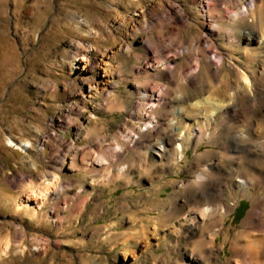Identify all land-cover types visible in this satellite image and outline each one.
<instances>
[{
	"label": "rangeland",
	"instance_id": "374dc122",
	"mask_svg": "<svg viewBox=\"0 0 264 264\" xmlns=\"http://www.w3.org/2000/svg\"><path fill=\"white\" fill-rule=\"evenodd\" d=\"M208 1L0 0V237L12 240L0 264H85L88 257L104 258L99 264H178L182 257L188 262L193 259L186 253V247L195 248L186 238V226L171 233L161 246L154 237L147 247V241H139L132 233L159 210L169 211L171 200H182V186L185 193L190 183L191 188L201 189L199 169L224 151L236 131L228 133L227 121L219 119L213 128L220 127L214 143L207 138L196 147L198 138L193 137L186 141L187 153L179 160L171 137L166 136L167 149L160 154L163 130H171L168 124L177 110L161 102L155 115L162 130L146 137L148 86L150 92L163 88L169 102L172 88L183 83L189 87L187 76L199 62L200 69L194 71L199 79L196 87L206 93L212 86L207 71L215 74V66L205 67L210 60L217 61V54L225 58V65L214 76L213 90H228L231 95L240 89V63H247L245 42L240 45L236 38H229L223 26L221 34L215 32ZM226 3L238 6L252 0ZM160 16L162 25L158 24ZM76 17L87 21L78 27ZM230 19L229 15L226 21ZM261 21L246 12L236 28ZM212 30L215 33L209 37ZM200 40L204 50L210 44L214 47L208 52L196 49ZM180 51L181 57L176 55ZM233 53L235 59H231ZM160 57L172 65L158 66ZM169 66L176 69L175 84L167 75ZM253 68L255 85H260L261 68L258 64ZM185 117L188 123L197 118L187 113ZM128 132L135 140L129 139ZM101 155L108 159L104 164L97 160ZM208 157L212 159L206 161ZM108 168L114 170L112 177H108ZM122 168L125 174L119 176ZM55 175L60 177L59 188L65 187L72 201L63 195L41 204L29 195ZM248 193L247 189L236 191L237 209L226 219L217 217V229L225 223L228 234L218 236L213 264L243 259L231 250V241L241 235L253 208ZM226 198L235 203L233 194ZM27 199L29 207L19 209L18 202ZM202 204L220 207L222 201ZM37 207H41L37 215L28 210ZM209 219L204 218V226ZM128 238L136 256L125 257L127 246L115 248V240L120 244ZM42 243L49 244L48 251L41 248Z\"/></svg>",
	"mask_w": 264,
	"mask_h": 264
},
{
	"label": "bare ground",
	"instance_id": "6f19581e",
	"mask_svg": "<svg viewBox=\"0 0 264 264\" xmlns=\"http://www.w3.org/2000/svg\"><path fill=\"white\" fill-rule=\"evenodd\" d=\"M223 3L226 4L225 7L222 6ZM259 4L260 0H252L251 4H238V6L227 4L226 0L208 1L207 11L211 19H214L216 25L215 32L221 34L223 26V28L227 30L229 38H236V41L240 45L245 42L243 48L246 56L245 62L247 63H240L242 68L239 83L240 89H236L231 95L227 93L228 90H224L225 92L223 93L218 90L215 93L213 90L215 86H213L214 76L220 73V68L225 65V58L215 54L217 61L210 60L205 67L206 70H208L210 66H215V74L207 71L209 81L212 85L208 91L213 90L211 95L208 96V91L204 93L201 89L196 87V84L199 83V79L195 76L194 71L200 69L201 63L199 62L192 68V74L187 76L190 82L189 87L187 88L185 83H183L175 89L172 88L170 94L173 95V98L170 97L169 102H166L167 98H165L163 88L157 90L153 87V89L155 88L154 91L150 92V86H148V90L145 91L150 104V112L147 115L150 119H144L146 130H148L146 137H150L153 132H161L162 130L158 125L159 118L155 115V110L161 105V102L168 103L172 108L177 109L176 113L172 114L175 115L172 117V123L168 124L171 130L169 132L166 129L163 130V142L160 141L158 146L160 154L167 149V145L164 142L166 136L171 137L172 150L178 153L177 155H179V157L176 159L179 160L183 159L187 153L185 151L186 141H189L193 137L198 138L196 147L206 141L207 138L210 140L209 142L214 143L220 127L217 126L214 130L213 128L218 125L217 121L219 119L227 121L228 133H230V131L233 132L234 129L236 130L231 133L228 145L224 144V151L217 152L214 161L199 169L197 179L202 182L201 189L199 186L191 188L192 184L190 183L188 187H186L189 191L185 193L183 191L184 187L182 186V200H180V198L171 200L170 204L172 205H170L169 211L162 213V211L159 210L158 214L155 216H151L147 218V220L142 221V225L134 231L135 234L132 233V236L134 238L137 237L139 241H147V247L152 245L150 242L154 240V237L158 240L156 244L161 246V244L169 241L171 233L178 232L179 229L181 230L186 226V238L190 241L192 240L191 243L195 245L193 250L186 247V253L190 254L193 259L188 262L187 259L185 260L186 257H182L181 259L183 262L178 264H213L214 259L217 258V254L213 251L216 250L215 247L218 244V236L220 233L228 234V228H226L225 223H222V227L217 229V217L219 218L218 220H222V218L226 219L233 210L237 209L238 196L236 191H243L246 189L249 190L248 196L253 201V208L248 214L243 228L244 230L241 231L242 233L240 232L241 235L231 241V250L236 253V256H241L243 259H237V263L229 262L227 264H264V2ZM258 5L260 6L259 9ZM143 8L144 7H141L142 12L145 10V8L144 10ZM217 9L218 13L215 12ZM246 12L251 13L254 17H258V21L262 20L261 23H259L260 26L256 23H246L242 28L237 29L236 23ZM229 15L231 19L230 21H226ZM75 21L77 26L80 27L87 19L83 17V19L79 20V18L76 17ZM162 21L163 17L160 16L158 24L162 25ZM215 32L212 30L209 37H212ZM172 35L176 37L177 32L174 31ZM195 47L196 49L204 50L201 40L200 42L197 41ZM213 47L214 45L210 44V49ZM217 48L219 51L223 49L222 47ZM173 49L169 47L170 51H173ZM210 49L204 51L208 52ZM190 51H192V48H190ZM181 54L182 51L177 52L176 55L181 57ZM234 56H236L235 53L232 54L231 59H235ZM162 59V57L159 58L158 66L172 65L168 59H166L165 62H163ZM257 64L261 68L259 74L262 79V84L260 85H255L256 75L253 67ZM112 71H114V68H112ZM167 75L172 79V84H175L176 69L169 66ZM222 82L225 83L226 80L223 79ZM116 85L117 83H114V86ZM156 92H159V94L157 95ZM177 93L179 94L176 95ZM240 94L241 96H239ZM186 105L187 108L185 107ZM186 113L187 115L192 114L197 118L194 119V122L188 123L185 119ZM199 116H202L201 127H199L200 125L198 126L197 119H199ZM232 121H236L237 124L240 125L235 127ZM151 128H153L154 131L151 130ZM131 133L132 132H128L129 139L135 140ZM176 133H178L177 137L174 135ZM10 142L13 146L17 145L12 141ZM166 142L169 143L168 141ZM117 147H121L118 139ZM172 155H174V153ZM206 155L207 152L205 156ZM226 158H228L227 163H223ZM176 159H174V161L179 162V160ZM204 159L208 161L211 160L212 157ZM97 160L102 164L108 161L104 155H101ZM73 161L72 165L75 164V160ZM239 164H241L240 166L243 169H240L241 167L238 166ZM106 167L108 166L106 165ZM91 169L95 170L93 167ZM107 171L108 177H112L114 170L108 168ZM164 171H166V169H164ZM124 174L125 169H120L118 175L121 176ZM59 182L60 177L55 175L51 180L45 181L38 188L32 189L29 195L37 199L41 204L46 203L51 197L57 199L63 195L68 202L72 201V196L69 195L68 190L65 189V187L59 188ZM230 194L234 195L235 203L233 205L228 203V199L226 198V196H230ZM241 195H243V193ZM208 201L212 203L222 201V204L220 207L214 204H202V202ZM29 204L28 199L26 201H19L18 207L19 209H23L29 207ZM58 204H60V201H58ZM164 208L166 209L164 206L161 207V209ZM40 209L41 207H37L28 210H30L33 215H37ZM170 212H174L172 217L169 215ZM206 216L210 219L208 225L204 226V218ZM200 221L203 222L200 223ZM251 235L254 236L249 239L248 237ZM38 239L48 242L46 238ZM11 241L10 238L5 239L2 236L0 237V258L8 253L12 245ZM130 241L131 239L128 238L120 244L117 243L118 239L114 242L116 243L115 248L117 245L127 246L124 253L125 257L131 254L136 256V251L132 249ZM225 245L226 244H223L222 247L225 248ZM41 248L48 251L49 244L42 243ZM25 250V247H20V251L23 252ZM207 253L208 256L205 257ZM101 259L102 258L94 260L88 257L85 264H99L98 261Z\"/></svg>",
	"mask_w": 264,
	"mask_h": 264
}]
</instances>
